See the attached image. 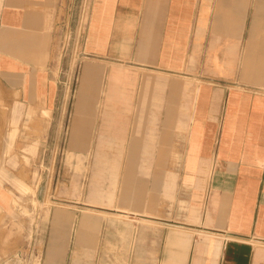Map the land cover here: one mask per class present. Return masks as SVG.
Instances as JSON below:
<instances>
[{"label":"crops","instance_id":"0c3cea01","mask_svg":"<svg viewBox=\"0 0 264 264\" xmlns=\"http://www.w3.org/2000/svg\"><path fill=\"white\" fill-rule=\"evenodd\" d=\"M0 1L9 3L13 28L23 18L24 28L36 29L41 17L21 14V3L50 0ZM82 3L70 111L52 105L49 69L40 88L36 73H21V63L2 53L5 44L26 43L24 35L18 43L13 32L1 33L0 66L18 70L12 77L0 70V163L19 158L6 149L21 145L20 137L10 142L8 125L22 113L48 114L34 119L45 124L60 114L55 135L34 131L30 144L57 142L68 123L66 155L83 161L91 150L95 163H109L94 171H112V215L164 212L167 194L175 216L182 190L189 196V223L142 216L162 224L154 264H264V0ZM6 173L13 175L0 166V208L8 206ZM59 255L53 247L48 264Z\"/></svg>","mask_w":264,"mask_h":264},{"label":"rangeland","instance_id":"374dc122","mask_svg":"<svg viewBox=\"0 0 264 264\" xmlns=\"http://www.w3.org/2000/svg\"><path fill=\"white\" fill-rule=\"evenodd\" d=\"M8 4L0 1V35L13 32L16 38L21 34L26 43H19L17 37L19 44H15L16 48L5 44L2 53L21 63V73L27 74L23 69L36 73V84L40 88L45 89V70L49 69L52 82H48L47 88L52 93V105L59 108L68 106L70 111L82 59V27L87 18L85 9L80 12L82 0L21 3V14L37 13L41 17L40 26L36 29L24 28L23 18H19L21 27L13 28L8 24ZM80 15L82 26L78 29ZM38 37L43 39L38 41ZM4 64L0 70L5 69L6 76L12 77L13 71L18 69ZM66 74H69L68 84ZM11 80L9 82L13 84ZM24 86L27 89L29 83H24ZM36 104L44 105L45 99L38 100ZM47 116L50 115L22 113L19 124L8 125V129L11 128L10 142H16L20 137L21 145H10L6 149V157L10 159L12 152L19 155L17 161L0 163L1 170L7 169L13 174L8 177L6 173L3 179L9 183L6 186L9 194L6 193L8 206L0 208V264H48V255L53 247L60 250L54 264L156 263L153 239L162 224L152 219L144 220L142 216L189 223V196L182 190L175 216L172 215L173 199L167 194L162 196L160 205L161 208L169 207L164 212L126 214L119 211L112 215V208H109L112 207V171H94L95 165L104 167L109 163H95L91 150L83 161L66 155L68 123L65 122L64 134L57 142L53 139L46 146L30 144L34 131L39 135H49L53 131L55 135L59 122L56 117L60 114L54 115L53 124L34 121ZM43 139L44 136L40 137V141ZM167 211L171 214L168 215ZM112 219H116L113 220L115 225H112ZM80 233L82 240L78 239Z\"/></svg>","mask_w":264,"mask_h":264}]
</instances>
